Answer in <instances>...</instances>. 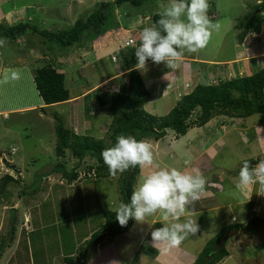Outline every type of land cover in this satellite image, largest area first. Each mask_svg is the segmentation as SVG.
Wrapping results in <instances>:
<instances>
[{
    "label": "rangeland",
    "instance_id": "1",
    "mask_svg": "<svg viewBox=\"0 0 264 264\" xmlns=\"http://www.w3.org/2000/svg\"><path fill=\"white\" fill-rule=\"evenodd\" d=\"M260 1L209 0L208 15L213 23L218 22L220 24V29L213 32L208 45L204 49L191 54L205 60L213 58L232 60L234 54L236 56L237 53L242 52L243 47H240V42L242 43L244 39V37L239 38L240 29L235 28L234 25L239 18L253 9ZM166 2L167 0H142L134 5L128 1L116 3L114 0H0V22L14 24L27 21L35 26L37 30L54 32L71 28L77 19H86L91 12H95L97 9L104 15V23L101 20L92 19V24L89 26L90 35H84L81 45L75 44L71 48L60 46L52 41L50 37L43 35L44 32L37 33L31 29L15 39L5 36L0 37L7 38V44L0 47V79H2L3 69L5 68L20 70V79L0 83V108L6 110V113H0V190H3V193H0V242L6 241L10 246V248H4L0 256V264L6 263L9 254H15L14 259L18 260L15 261L18 264H31L34 256H37L32 253L28 254L29 244L33 250L44 246V248H53L54 253L63 251L61 254L63 256V253H68L77 242L75 251L77 253V250L79 251L81 247H84L83 242L94 231L100 229V225L104 222L101 215L89 214L88 217H90L92 225L87 229L91 231L94 228V230L82 237L84 226L81 224H84L82 223L83 217H77L82 214V208L80 207L86 206L87 210H92L95 207L98 210V202L101 203L104 200L101 205L105 204L106 209L111 210L120 202L121 198L116 187L121 174L116 177L100 178V182L96 187L93 177L94 167L90 168V166L96 164L95 158L90 155L81 158L75 157L68 148L63 156H58L55 150V118L72 130L74 126L80 127L76 132L78 134H89L95 138H103L104 142L108 144L111 142L109 134L112 131L110 112H101L98 109L97 100L92 97L91 93L90 96L84 98L85 101L81 100L77 107L72 106L70 103L48 106L41 104L38 106L41 99L33 81L34 69L46 65L62 69L60 72L64 74V85L69 90V94L77 95L81 93L96 85L101 77L106 76L107 73L116 71L111 53L118 52L123 41L128 40L129 36L133 35L137 38L144 27L153 25V14L160 12L161 6ZM256 11L260 12L259 9ZM96 29H99V32ZM95 41L102 43L99 46L103 50L101 51L103 57L96 46L93 49L92 45ZM117 41H121L119 46L114 44ZM250 42L261 45L262 49L264 48V26L258 36L248 35L247 44ZM112 44H114L113 47H111ZM84 52L86 55H84ZM128 52L129 49L126 48L123 51L125 58H121V55L118 56L121 61L118 60L117 69L125 67V59H128L130 65L135 66L137 64L135 52L131 51L127 55ZM94 54L101 58L96 59ZM2 61L5 63L1 64ZM229 63H232V61ZM156 65L149 62L140 73L143 71L145 73H143L144 77L149 79L153 75V69ZM197 66L201 70V67L204 68L208 65L199 62ZM207 73L204 75L207 77V81L210 82L213 77L208 78ZM119 77L113 76L112 80H106L94 91L105 93L114 90V85L120 83V80L121 83L128 84L127 76L122 79ZM148 82L146 87L152 90L156 83L149 80ZM157 88L158 86L154 90L157 91ZM120 91L126 92L125 88ZM181 94L182 92L179 95L175 92H168L163 95L161 92L151 94L150 97L153 99L144 104V110L154 115H164L177 103ZM23 102L36 104V107L23 111L11 110L23 105ZM155 111L161 113L157 114ZM85 117L89 122H83ZM221 118L224 117H214L207 125L190 128L186 134L192 136L204 134V137H209V135L215 133V131L209 132V130H215L214 125L222 122ZM260 119L261 123L264 124V114L257 113L247 117H233L232 121L231 119L228 121L225 119L229 126L222 132L227 131V133L222 138L223 142L217 143L213 147L214 151L219 150L218 155L215 157L213 151L211 152L212 156L206 153L196 163L203 174L209 175L212 173V175H216L218 171H222L224 179L230 177L237 170V167L240 169L244 160L249 161L254 166L258 163V160L264 159V142L261 145L262 143L260 144L259 140L253 137V129L259 135L264 131L256 128V125L249 127L248 130L244 129L248 121L257 123ZM81 124L85 126L82 127ZM170 131H167V134L159 140L158 145H154L153 142L155 141L149 138L153 145L154 165L175 167L188 172V169L191 168L188 165H190V160L193 157L185 147L186 142L183 147H178V149H175V145L179 144L177 141H174L173 146L166 144L167 141L174 140L175 137ZM186 134L185 137H187ZM190 140L192 141L193 138L191 137ZM198 141L202 142V138L198 139L197 136L193 140L194 145H197ZM154 146H159L160 149L157 150ZM173 152L178 158L181 156L183 162L179 160L180 158L173 156ZM58 162L63 163L66 170H76L78 172V179L72 183H78L77 186L71 188L62 178L60 172L49 173L41 180L39 179L41 173L49 171ZM151 170L153 169L145 168L141 170L139 167L134 187L142 172L147 174ZM7 175L11 176L12 179L4 181L3 178ZM88 182L91 188H83ZM94 188L98 192L99 199H97ZM87 193L90 194V198ZM105 193L109 196L107 197ZM217 194H219L217 198L223 201H226L227 198L230 200L243 199L238 191L231 188ZM205 197H201L198 203H194V205H204L205 202L211 200V198L206 199ZM260 197L263 203L257 200L255 205L258 206L252 205L253 207L250 208V213H253V216L262 217L264 215V196ZM73 205H78V207L71 208ZM103 208L105 209V207ZM230 210L238 213L240 211L245 212L247 209L246 205L239 203L238 205L232 204ZM206 214L208 216L209 212L206 211ZM205 215L200 214L197 216L199 231L194 235L191 234L192 238L195 239L193 248L197 253L213 237L212 235L209 237V235L212 233L211 229L214 226L209 227L210 223ZM233 217L235 216L232 215L231 218ZM202 220L206 221L207 226L205 229L201 227ZM134 221L126 231L119 234L122 237L116 236L119 242H123V245L126 244L124 241L128 240L125 237L134 235L130 233ZM71 225L75 226L70 228ZM154 226L158 228L163 224L160 222ZM72 231L73 235H69ZM46 238L49 241L44 243ZM106 241L109 240L104 239L103 242H99V245L106 244ZM49 243L50 246H47ZM135 243L136 241L133 242L134 245ZM14 247L15 250H12ZM131 247L134 246L130 244L129 247L121 250L125 252L129 250L126 253L127 256L131 254L136 256L137 254H133L134 251L130 249ZM225 247L228 254L217 264H264V226H261L254 233L239 229L225 244ZM93 249L90 248L89 251H93ZM169 253L171 254V251ZM197 253L196 255H198ZM62 258L56 257L55 264H62ZM139 260V257H136V260L134 258L131 264H158L156 263L157 259L155 262L153 259L146 258L147 262L138 263ZM169 260H172V258L169 257Z\"/></svg>",
    "mask_w": 264,
    "mask_h": 264
},
{
    "label": "trees",
    "instance_id": "2",
    "mask_svg": "<svg viewBox=\"0 0 264 264\" xmlns=\"http://www.w3.org/2000/svg\"><path fill=\"white\" fill-rule=\"evenodd\" d=\"M114 1L116 3L128 1L136 5L142 0ZM257 9L260 12H257ZM159 13L153 14L152 24H155L160 19ZM92 19L101 20L104 23V15L98 9L95 12H91L86 19H77L71 28L54 32L37 30L35 26H32L27 21H20L14 24L0 22V37L5 36L15 39L23 35L28 29H31L37 33L44 32L43 35L50 37L52 41L60 46L71 48L75 44L81 45L84 35H90L89 26L92 24ZM263 21L264 0H261L253 9L239 18L234 27L240 29L239 38L242 39L248 32L260 33ZM97 32H99V29ZM128 49V55L131 51L135 52L132 48ZM121 58H125V55L122 54ZM125 62L126 67L129 69L126 92L109 91L102 93L95 91L92 93V97L97 100L98 109L101 112H110L112 117L110 124L112 131L109 134L110 143L106 144L103 138H95L89 134H78L74 130L65 127L61 121L55 118L56 154L63 156L68 148L75 157L81 158L85 155H90L95 158L96 164L90 166V168L94 167L93 177L96 187L98 182H100V178L111 177L102 159L101 151L114 145L119 134L133 135L137 140L151 138L156 141L164 137L168 130L173 131L175 136L179 137L184 135L189 128L202 126L215 116L224 115L233 118L247 117L256 113L264 114V66L245 75L237 74L229 77L227 75H216L208 83H197L190 92L183 94L166 114L158 116L144 110L143 106L151 98V92L146 87L138 69L129 67L128 59H125ZM33 81L38 95L45 106L60 103L70 98L69 90L64 85V74L52 65L34 69ZM41 108L43 109V107ZM57 172L61 173L67 184H72L78 179V172L76 170H66L61 162L56 163L49 171L41 173L39 179L41 180L42 177L49 173ZM130 172V179L127 182ZM138 173L139 166L130 168L120 175L116 186L118 194L121 196L120 202H130L135 177ZM11 179L12 177L9 175L3 178L4 181ZM0 193H3V190H0ZM102 215L104 222L100 229L94 231L83 242L84 247H81L79 251L77 250L75 255L64 256L62 264H85L84 262L91 255L90 248H95L104 239L111 240L118 234L123 233L134 221V219H130L122 227L116 220L115 213L110 209L103 208ZM261 226H264V217L258 215L248 218L246 223L232 222L224 225L206 242L192 264H217L220 262L228 254L227 248L223 246L217 252H212V247L228 230L239 228L242 231L254 233ZM98 236L100 237L98 238ZM7 245L8 242L6 241L0 242V256Z\"/></svg>",
    "mask_w": 264,
    "mask_h": 264
},
{
    "label": "clouds",
    "instance_id": "3",
    "mask_svg": "<svg viewBox=\"0 0 264 264\" xmlns=\"http://www.w3.org/2000/svg\"><path fill=\"white\" fill-rule=\"evenodd\" d=\"M209 9V0H167L161 6L160 19L139 33V44L135 47L136 68L145 69L149 60L173 67L185 52L204 49L213 32L220 29V24L210 19ZM6 44L7 38H0V47ZM18 79L19 69L5 68L0 83ZM101 156L112 177L137 166L141 170L153 169L147 174L142 172L131 192L130 202H119L111 208L122 227L130 219L142 223L159 213L163 226L151 230V243L164 252L178 248L190 234L199 231L189 206L205 193L207 178L203 174L154 165L152 143L147 139L137 140L133 135L119 134L115 144L103 149ZM236 180L237 188L254 187L258 195L264 196V159L254 166L244 160Z\"/></svg>",
    "mask_w": 264,
    "mask_h": 264
},
{
    "label": "crops",
    "instance_id": "4",
    "mask_svg": "<svg viewBox=\"0 0 264 264\" xmlns=\"http://www.w3.org/2000/svg\"><path fill=\"white\" fill-rule=\"evenodd\" d=\"M262 24H263L262 25V27H263L264 21L262 22ZM261 32H262V28H261L260 33ZM260 33L257 34L254 32H248L244 36L242 43L240 42V47H243L242 52L237 53L236 56L234 54L232 60L227 59V58H213L210 60H205V59H199L198 56L192 55L191 53H189V54L185 53L184 57L180 61L176 62L175 66H173V67H168L165 63H160V64H157L156 66H154L155 69H153L154 70L153 75L149 79H147V77H144L145 73L143 71L140 74L142 75V77L145 81V84L149 83L148 80L149 81H155L154 83H156V85L153 86V88L151 87L153 91L151 89H149L151 94H155L156 92H161L163 95V94H166L168 92H175V93H177V95H179L180 92H182V94H181V96H182L183 94L190 92L192 90V88L197 83H208L207 77L204 75L207 72L209 73V74L207 73L208 78L214 77L216 75H221V76L227 75L229 77V76H234L237 74L238 75H245V74L251 73V72L258 70L264 66V48L262 49L261 45H256V44H253L252 42L247 44L248 35H257L258 36ZM101 44L102 43H98L96 41L93 42V45H92L93 49L96 46L98 51H100V53H101V51H103L100 49L101 46H99ZM114 44H115V46H117V45L119 46L121 44V41H117ZM114 44H112L111 47H113ZM84 55H86L85 52H84ZM111 55H112V53H111ZM101 56L103 57L102 53H101ZM95 58L99 59L101 57H98L97 55H95ZM118 60L121 61V59H118ZM118 60L115 62L113 61V63H115V67H116V71L114 73H107L106 76L101 77L100 81L96 85L87 88L86 90L82 91L81 93H79L77 95H70L69 94L70 98L68 100L60 102L58 104L57 103L52 104V105H60V104L70 103L72 106L77 107V104L79 102H81V100H84L85 97H88V95L90 93L92 94L93 92H95L94 89L96 90V88H98L102 83H105L106 80L107 81L112 80L113 76H115V77L120 76L119 78H121V79L124 78L125 76H127L129 69L126 67V64H125V67H123V68L120 67L117 69ZM231 61H232V63H229ZM199 62L206 63L208 66H204V68L201 67V70H200V69H198V66H197V63H199ZM3 63H5V62L2 61L1 64H3ZM147 64H149V62L146 63V65ZM129 67L135 68L136 65L135 66L129 65ZM56 69L58 71L62 70V69L60 70V68H56ZM138 71L140 72L141 70L138 69ZM157 86H158L157 91H155L154 89ZM159 86H161L164 89H162ZM126 87H127V85L124 82L121 83V80H120V83L118 82V84H115L113 87L114 90H111V91L121 92L120 90H122L123 88H126ZM152 99L153 98H150L147 102H150ZM26 100L28 102V98ZM27 102L26 103L23 102V105L18 106L16 108H13L11 110L23 111L26 109H33L34 107H36V104L27 103ZM41 104H43L42 100L38 104V106ZM72 106H70V108H72ZM88 110H89V108L87 107V111ZM1 112L6 113V110L0 108V113ZM159 112H156V113L158 114ZM88 113H89V111H88ZM219 116H222L224 118H221L222 122L218 123V125L217 124L214 125L215 130H211V129L209 130V132L215 131V133L211 136L209 135V137H204L205 136L204 134L201 136H199L200 134H195L193 136L187 135L186 134L187 132H186L185 134L187 135V137H185V134H184V136L183 135H181L179 137L175 136L174 140L166 142V144L168 146L169 145L173 146L174 141L179 142L178 145H175V149H178V147L179 148L183 147L185 142H186L185 147L189 151L190 155L193 157L192 160H190V165L186 164L189 167L191 166V168L188 169L189 173H191V174H197V173L203 174V171L201 169H199L197 167L198 164H196L198 159H200V157L202 155H205L207 153V154H211V156H212L213 155L211 153L212 151L215 153V157L218 155L217 153L219 150L214 151L213 147L215 144L223 142L222 138H223L224 134L227 133V131H224V133H223L222 130H226V127L229 126V124H227L226 120L228 121L231 119V121H232V118H230V117H227L224 115H219ZM215 117H217V116H215ZM213 118H211L209 121H211ZM85 121L89 122V120L86 117L83 120V122H85ZM208 122L202 126L207 125ZM258 122L256 123V122L248 121L247 125L244 127V129L248 130L249 127L256 125V128L264 131V124L261 123V119ZM81 126L84 127L85 125L81 124ZM78 128H80V127H78ZM78 128L74 126L73 130L75 132H77ZM253 131H254L253 137H255V139L259 140V143L260 144L262 143L261 145H263L264 132L261 135H259L256 133L255 129H253ZM170 132L173 133V131H170ZM197 136H198V139L202 138V142L198 141V144L194 145L193 140H195ZM191 137L193 138L192 141L190 140ZM162 138H160V139H162ZM185 138H187V140H185ZM179 139H182V140H179ZM147 140H149V139H147ZM151 140H153V139H151ZM159 140H156V141L153 140V141H155V142H153L154 145H158ZM251 140H249V141H251ZM154 147H156V146H154ZM156 148H157V150L160 149L159 146ZM173 154H174V152H173ZM173 156H175V154ZM175 157L178 158L177 156H175ZM179 158L178 159L181 162H183L182 157L179 156ZM207 169H209V167H207ZM236 169H237L236 171L232 170L235 172L233 174H231L230 177H227L224 179L222 177V171H218L216 173V175L215 174L212 175V173L209 175L203 174L207 178V184L205 186V188H206L205 193L202 197L206 196L205 197L206 199L211 198V200L205 202L204 205L203 204H201V205L195 204L196 206L195 205L189 206V210L194 213V216H193L194 219H198L197 216L200 214L205 215L206 211L209 212L208 216H210V217L206 216L207 215L206 214L205 215L206 219L208 218V221L210 223L209 227L212 228V225L214 226L211 229L212 233L209 235V237L211 235L214 236L226 224L236 222V221H240L241 223L247 221L248 218L253 216V213H250V208H252L256 204L257 200L258 201L260 200V202L263 203V200L260 197L261 195H258L256 193L254 187L246 189V190H242V189L237 188L236 177L238 176L239 167H237ZM94 182H95V180H94ZM77 184H68V185L71 186V188H73V187L77 186ZM83 188H91V186L89 185V182H88V184L84 185ZM230 188L232 190L238 191L242 195L243 199H241V200H238V199L230 200L227 198L226 201H223V200H220L219 198H217V195H219V194H217L218 192H223L224 190L230 189ZM95 190H96V188H94V192L97 196V199H99V196L97 195L98 192ZM89 193H91V192H89ZM89 193H87V196L90 198ZM111 193H113V192H111ZM108 196H109V194L107 195V197ZM102 202L101 203L98 202V205H99L98 210H96L95 207H93L92 210H87L85 208L86 206L80 207V208H82V214L77 216V217L78 218L81 216L83 217L82 223H84V224H81L84 226V228L82 229V231H83L82 237L86 236L88 233H91V231L94 230V228L91 231L89 229H87V227L92 225L90 222V217H88L89 214H99L103 217L102 209H103V207H105V209H106L107 206L105 204L101 205ZM195 203H198V201ZM239 203L241 205H246L247 210L245 212L240 211V212L236 213V212H233L232 210H230L232 204L238 205ZM255 206H258V205H255ZM72 207H78V205H76V206L73 205V206H71V208ZM90 207H92V206H90ZM71 208H69V209H71ZM223 211H225V212H223ZM231 214L233 216H235V217H233L234 219L231 218L232 217ZM262 217H264V215ZM182 219H183V217H182ZM160 222H162V220H161V216L159 213H157L156 215H154L152 217L147 218L142 223H137L136 221H134L133 229L130 232V233H133L134 235L130 236V237H125V238H128L127 241H124V243H126L125 245H123V242H119L116 236L113 239L106 241V244H104V245L98 244L93 249V251H90L91 255H90V257H88V259H87L88 262L86 261L87 262L86 264H113V262H119V264H131L133 262L134 258L136 260V257L137 258L139 257V259H140L139 261H137L138 263H142L145 261L147 262V260H146V258H147V259H153V261H155V262L157 259L158 261L156 263H158V264H168V263L169 264H192L194 262L196 256H197L196 255L197 252L194 251L193 244L195 243V241H194L195 239L192 238L191 234L182 242V244L178 248L172 249L171 254L169 252L162 251L160 248L154 246L151 243V230H153L155 228L154 225L156 223H160ZM74 226L75 225H71L70 228H72ZM206 226H207L206 221L202 220L201 227H203L205 229ZM214 231H216L215 234H214ZM30 235H31V232H30ZM69 235H73V231ZM120 237H122V236H120ZM48 241H49V239L46 238L44 243H47ZM135 241H136V243L134 245L133 242H135ZM76 244H77V242L75 243V246H72V248L69 250L68 253L64 252L63 256L61 255L63 251L60 253H54L53 248L52 249L44 248V246H40V247L36 248L35 250H33V249H31V245L29 244L28 245V249H29L28 254L32 253V254L37 256V257L34 256V259H33V261H31V264H55L56 257H64V256L74 255L76 253L75 252L76 251ZM130 244H132L134 246V247H131L130 249H132L134 251L133 254L134 253L137 254L136 256H134L132 254L127 256L126 253L129 252V250H127L126 252L121 250V249H125L126 247H129ZM47 246H50V243ZM6 248H10V246L7 245ZM12 250H15V247ZM65 254H68V255H65ZM14 255L9 254L6 258L5 264H18V262H15L18 260L16 258L14 259ZM168 256L170 258H172V260H169ZM167 258H168V260H167ZM29 260H30V258H29Z\"/></svg>",
    "mask_w": 264,
    "mask_h": 264
},
{
    "label": "built area",
    "instance_id": "5",
    "mask_svg": "<svg viewBox=\"0 0 264 264\" xmlns=\"http://www.w3.org/2000/svg\"><path fill=\"white\" fill-rule=\"evenodd\" d=\"M139 44V37L135 38L134 36H129L128 37V40H124L123 44L121 45V47L119 48L118 52H112V55H111V59L112 61H117L118 58L120 57V55L123 54V51L126 49V48H132L133 50H135V47L138 46ZM122 50V52H121ZM127 54V53H126ZM128 55V54H127ZM119 56V57H118ZM117 58V60H116ZM148 62H152L151 60L147 61L146 63Z\"/></svg>",
    "mask_w": 264,
    "mask_h": 264
},
{
    "label": "water",
    "instance_id": "6",
    "mask_svg": "<svg viewBox=\"0 0 264 264\" xmlns=\"http://www.w3.org/2000/svg\"><path fill=\"white\" fill-rule=\"evenodd\" d=\"M130 175H131V172L129 173L127 182L130 179ZM238 231H239V228H233V229L228 230L226 233H224L223 236L220 239H218L213 245L212 252H217L221 247L225 246V244L230 240V238L233 237V235L237 233Z\"/></svg>",
    "mask_w": 264,
    "mask_h": 264
}]
</instances>
